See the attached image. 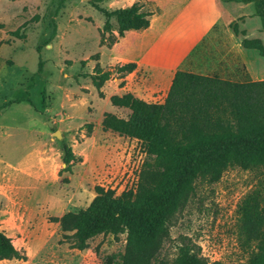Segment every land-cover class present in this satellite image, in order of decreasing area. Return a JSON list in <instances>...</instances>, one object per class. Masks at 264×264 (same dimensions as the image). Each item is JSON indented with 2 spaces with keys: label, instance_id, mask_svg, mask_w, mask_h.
I'll return each mask as SVG.
<instances>
[{
  "label": "rangeland",
  "instance_id": "obj_1",
  "mask_svg": "<svg viewBox=\"0 0 264 264\" xmlns=\"http://www.w3.org/2000/svg\"><path fill=\"white\" fill-rule=\"evenodd\" d=\"M133 1L0 0V229L26 256L0 264L122 263L127 231L100 234L78 250L53 218L85 208L96 186L111 188L115 195L137 187L147 146L119 144L97 122L102 111L114 108L107 97L116 73L102 86L103 98L89 76L97 62L91 58L95 53L104 70L114 66L106 63L108 48L99 44L105 17L94 5L112 10ZM140 1L157 8L156 0ZM230 6L235 7L231 10L239 31L258 38L264 47L263 23L254 3ZM110 21L115 28L114 18ZM242 37L236 35L234 42L241 43ZM223 38L220 64L208 61L205 67L191 61L190 67L209 74L217 68L221 78L232 81L250 80L243 63L227 60L234 56V43ZM257 52L262 57L252 70L261 73L264 55ZM26 92L30 102H14ZM89 122L93 131L96 127L98 144L85 143ZM64 143L81 158L70 173H59ZM257 194L260 200L264 197V165L229 167L216 182L197 180L194 193L173 216L155 264H172L183 242L208 263H245L254 243L240 232V206Z\"/></svg>",
  "mask_w": 264,
  "mask_h": 264
},
{
  "label": "trees",
  "instance_id": "obj_2",
  "mask_svg": "<svg viewBox=\"0 0 264 264\" xmlns=\"http://www.w3.org/2000/svg\"><path fill=\"white\" fill-rule=\"evenodd\" d=\"M220 1L253 2L264 28V0ZM94 6L105 17L99 44L108 48L126 31L146 29L150 18L159 12L158 8H148L140 0L112 10ZM112 18L115 28H112ZM229 25L236 35H244L235 22ZM241 43L264 55L258 38L242 37ZM91 58L97 62L89 76L100 98L104 97L103 84L114 73L121 77L135 68V63L129 62L104 70L98 62L99 53ZM26 94L14 102H30L28 92ZM109 100L114 105L129 108L131 115L123 119L105 111L102 129L148 143L137 187L115 195L111 188L96 186L95 195L85 208L69 210L53 220L59 223L70 246L78 250L85 249L89 241L100 234L127 231L121 264H155L163 242L169 237L170 222L194 193L197 180L216 182L229 167L249 169L264 165V80L232 81L217 73L200 74L178 69L164 103H148L131 93L113 94ZM9 103L12 102L2 107ZM85 125V135L89 136L93 125L90 122ZM80 160L72 147L64 143V166L59 173H70L73 164ZM240 232L248 243H254L253 253L243 264H264V197L260 200L257 194L243 200ZM25 257L0 229V260ZM172 264L223 263H208L183 242Z\"/></svg>",
  "mask_w": 264,
  "mask_h": 264
},
{
  "label": "crops",
  "instance_id": "obj_3",
  "mask_svg": "<svg viewBox=\"0 0 264 264\" xmlns=\"http://www.w3.org/2000/svg\"><path fill=\"white\" fill-rule=\"evenodd\" d=\"M156 4L159 12L150 18V24L146 29L128 30L111 47H107L106 63L114 66L129 62L135 63V68L130 73L121 77L116 74L115 82L112 85L113 89L107 100L113 94L131 93L148 103H164L178 69L209 74V72H199L198 69H193L190 67V62L201 61L205 67L208 61L212 66L221 63L219 46L224 43V36L234 43L230 47L234 56H230L227 60L234 62L236 59L243 63L251 81L264 80V71L259 73L252 70L262 57L258 54L257 49L246 48L242 43L234 42L236 34L229 24L235 19L234 12L231 10L235 7L230 6L231 4L235 5V2L156 0ZM247 35L252 36L250 33ZM241 40L239 39V41ZM212 73L219 74V71L217 68L216 70L212 69L210 74ZM103 112L105 111H102L97 119L101 129ZM111 113L128 119L131 110L124 106L114 105ZM104 133H111L109 135L114 137L119 144H144L148 147L146 141L116 131L106 130ZM95 135L96 127L89 136L85 135V143L98 144Z\"/></svg>",
  "mask_w": 264,
  "mask_h": 264
},
{
  "label": "water",
  "instance_id": "obj_4",
  "mask_svg": "<svg viewBox=\"0 0 264 264\" xmlns=\"http://www.w3.org/2000/svg\"><path fill=\"white\" fill-rule=\"evenodd\" d=\"M57 133V132H56Z\"/></svg>",
  "mask_w": 264,
  "mask_h": 264
}]
</instances>
